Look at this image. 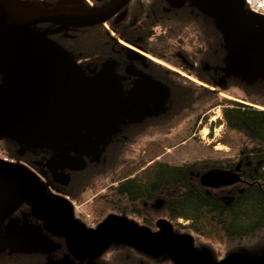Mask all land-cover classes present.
<instances>
[{
	"label": "flooded vegetation",
	"instance_id": "flooded-vegetation-1",
	"mask_svg": "<svg viewBox=\"0 0 264 264\" xmlns=\"http://www.w3.org/2000/svg\"><path fill=\"white\" fill-rule=\"evenodd\" d=\"M17 2L33 11L86 18L85 23L77 19L39 22L26 30L19 46L42 36L63 47L89 78L104 66L112 69L123 85L125 114L109 134L83 130L59 146L30 147L2 139L0 159L26 167L88 229L97 228L111 215L126 216L153 233L161 230L162 223L177 234L192 236L194 248L207 256L205 261L189 264H219L235 252L250 263L264 264L253 251L254 242L245 240L246 236L264 238V223L259 230L249 225L252 230L242 232L243 224L227 216V212L238 216L241 211L230 207L242 205L259 190L262 200L254 214L259 222L264 221V159H258L261 135L251 132L244 150L237 147L229 154L216 155L217 150L207 149L202 150L205 155H192L182 163L187 164L189 180H193L180 183L179 192L172 182L159 177V164L169 170L173 163L165 148L160 151L158 135L170 137L174 129L162 132L158 128L168 124L175 128L174 109L169 110L176 92L193 93L185 105H194L198 102L193 101L208 94L235 93L233 87L240 86V95H246L253 108L264 110V72L249 74L247 80L225 74L224 41L232 42L212 15L221 10L222 0H183L181 4L169 0H13L10 9L16 15ZM4 3L8 0H0V5ZM246 45L252 50L251 42ZM202 106L200 102L191 110ZM215 111L214 107L203 114L195 111L189 130L183 127L185 132H180L182 139L193 138L200 145L199 138L207 135L210 141L220 142L217 120L214 131L204 133ZM164 112L170 117L164 118ZM210 170H230L240 178L232 184L207 186L200 176ZM2 226L0 264H90L88 259H78L65 236L49 229L25 202ZM95 262L178 264L165 250L140 251L119 242L109 245Z\"/></svg>",
	"mask_w": 264,
	"mask_h": 264
},
{
	"label": "water",
	"instance_id": "water-1",
	"mask_svg": "<svg viewBox=\"0 0 264 264\" xmlns=\"http://www.w3.org/2000/svg\"><path fill=\"white\" fill-rule=\"evenodd\" d=\"M12 1L0 5V139L53 147L71 141L83 130L94 135L116 130L124 117L125 94L112 69L104 66L89 78L64 48L42 36L19 46L30 26L49 19L71 23L77 17L33 11L21 2H17L16 15L10 9ZM169 1L181 4L183 0ZM212 15L223 25L224 37L232 42L227 43L226 56L230 72L244 76L264 72V17L246 13L244 0H222L221 10ZM82 19L77 20L85 23L86 18ZM248 41L252 50L246 45ZM237 180L239 177L230 171H209L201 177L203 184L214 187ZM23 202L49 229L65 236L78 259H88L90 264H95V259L114 242L142 251L166 250L178 264L207 258L194 248L190 236L178 235L162 223L161 231L152 233L127 217L111 215L96 229H87L74 220L64 201L50 198L27 168L2 160L0 245L4 239L3 220ZM219 264L254 263L240 253H231Z\"/></svg>",
	"mask_w": 264,
	"mask_h": 264
},
{
	"label": "trees",
	"instance_id": "trees-1",
	"mask_svg": "<svg viewBox=\"0 0 264 264\" xmlns=\"http://www.w3.org/2000/svg\"><path fill=\"white\" fill-rule=\"evenodd\" d=\"M1 80V77H0ZM193 93L191 92H176L174 94V106L171 107L169 110V113L171 110L174 112V120H180L182 119L181 116H183V112L186 108L191 110V106H197L200 102L203 105L200 109H196L200 111V114L206 113L211 107L218 105V104H223L226 99L223 97L218 96V94H208L206 95V98L201 97V100L199 101H193V102H198L197 104L194 105H185L189 99H191ZM245 100L247 97H244ZM248 100V99H247ZM192 102V103H193ZM229 104L228 106H225L223 108V113L226 118V121L228 123V128L232 132V134L238 133L241 134V138L245 140L246 142H241V148L242 149H247L248 148V135L251 134H258L261 135V138L263 141L258 143L260 146V151H261V156L258 158L261 161L264 159V110L261 109H255L247 104L240 103L237 101H231L228 100ZM167 112H164V118H169L170 115ZM179 124V123H178ZM250 134V135H251ZM186 140V138H184ZM246 163H244V166ZM169 168V167H168ZM187 169V164H174L171 165L169 170L167 169L164 164H159V177H161V180H169L172 182L175 186V191L179 192L180 188L178 185L180 183H183L185 181H191L189 180V174ZM253 191V190H252ZM254 195H249L246 198V201L241 205V203H238V205H234V207H230L232 210H235L237 213L241 211V213L236 216L233 215L231 212H227L228 210L226 209L225 211L227 212V216L229 218H234L238 223H242L239 227V231L242 232H249L250 226L255 225V229L258 230L260 226L263 225L264 221L259 222L255 217L254 214V209L258 210V206L260 205V201L262 198H260V191L255 190L253 191ZM182 196V195H180ZM254 203V205H253ZM183 206V205H182ZM252 219H255V221H252ZM226 221H217V223H225ZM254 224H250V223ZM263 222V223H262ZM247 234V233H246ZM248 236L245 237V239H250L252 240L253 238H247Z\"/></svg>",
	"mask_w": 264,
	"mask_h": 264
},
{
	"label": "rangeland",
	"instance_id": "rangeland-1",
	"mask_svg": "<svg viewBox=\"0 0 264 264\" xmlns=\"http://www.w3.org/2000/svg\"><path fill=\"white\" fill-rule=\"evenodd\" d=\"M233 90L236 92H241L242 88L240 86L239 87L235 86V87H233ZM220 95H218V96H220ZM221 96H223V95H221ZM215 110L216 111L212 112L211 115L216 120H219V118L223 117L222 116V108L220 107L219 109H215ZM217 115L220 117L218 118ZM192 116H193V113H189V114L185 113V116L182 117V119L174 122V124H176L175 128H174V125H169V124L165 125L164 127L158 128L159 131H162V132H166L168 130L174 129L171 133L172 136H170V137H164V136L158 135V143L162 144L163 148H165V145L170 146L172 144V146H174V144H175V147H172L171 150H166V149L164 150V151L168 152L167 156H169L171 159H177V162H175V163H181L185 160H188L191 158L192 155H194L196 157H200L202 155H205L206 152H203L202 150H207V149H210V151L217 150V151H215L216 155H217V153L225 155V154H229L230 150L237 148L236 143H239V141L237 140V138H234L232 136V132L230 131V129H229V131L225 129L224 123L218 125L216 128V134H217L216 137H218L219 139L221 137V139H222V141L220 143L217 142L216 140L204 142L205 140H202V138H199V140H201V142H199L201 144V149H199V148L195 149V147H196L195 142L196 141L193 139L186 140L184 143L181 144V139L179 137H181L180 135L182 133H180V132H184L183 127H185L184 126L185 123H187V124L191 123ZM178 123H180V124H178ZM208 126H209V122H208V125H205V127H204V133H207V131H208L207 129L209 128ZM177 133H179V134L177 135ZM204 143H208V144L210 143V145H206V146H208L207 149H206V146L204 147V145H202ZM212 145H215V147H212ZM218 149L220 150V152H218ZM207 151H209V150H207ZM211 153H213V152H211ZM126 154L128 157V153H126ZM118 165H120V163H118L116 166H118ZM252 246L256 249L253 251L256 254H258L259 257L264 259V238L258 237L256 240H254V244Z\"/></svg>",
	"mask_w": 264,
	"mask_h": 264
},
{
	"label": "built area",
	"instance_id": "built-area-1",
	"mask_svg": "<svg viewBox=\"0 0 264 264\" xmlns=\"http://www.w3.org/2000/svg\"><path fill=\"white\" fill-rule=\"evenodd\" d=\"M247 4L252 11L264 15V0H247Z\"/></svg>",
	"mask_w": 264,
	"mask_h": 264
}]
</instances>
